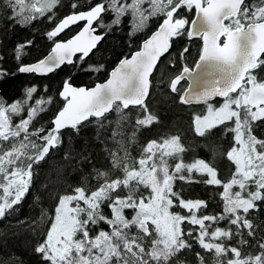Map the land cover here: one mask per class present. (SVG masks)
I'll list each match as a JSON object with an SVG mask.
<instances>
[{
    "label": "snow or ice",
    "instance_id": "snow-or-ice-1",
    "mask_svg": "<svg viewBox=\"0 0 264 264\" xmlns=\"http://www.w3.org/2000/svg\"><path fill=\"white\" fill-rule=\"evenodd\" d=\"M86 3L87 7L72 3L74 11L56 23L54 17L61 0H3L21 26L37 19L54 23L47 32L50 39L78 21L87 22L74 38L55 42L45 59L30 65L19 64V73H51L65 63L73 64L76 53L81 54L78 59L83 61L103 39L94 23L101 30H110L127 19L133 32L144 31L152 20H158L159 24L143 42L142 49L121 60L105 83L86 89L72 87L65 81L60 96L66 104L49 122H41V118L46 111L43 105L52 103L51 100L36 99L35 106L28 105L37 91L35 87L27 89L25 100L5 104L0 99V189L4 193L0 197V217L29 191L33 166L62 143L63 130L70 128L78 133L79 126L90 118L105 128L108 114H117L111 132L117 150H109V155L113 167H121V161L129 155L123 142L124 123L129 122L124 110L137 105L145 113L136 118L129 140H135L140 128L158 122L145 104L150 94V76L168 52L172 38L185 34L183 30L189 21L179 15L180 10H194L198 19L190 22L192 30L186 34L189 38H202L196 67L206 84L199 90L190 89L179 98L185 104L191 99L207 102L222 98L221 106L209 105L207 115L194 117V130L204 136L207 130L231 122L226 131L233 135V146L226 158L234 165L232 175L222 180L217 170L203 159L190 165L180 159L173 168L169 160L179 159L184 151L180 137L151 140L142 148L138 159L123 164L122 177L107 179L108 173L97 171V178L103 182L94 190L76 187L71 194L61 196L46 238L36 251L47 264H172L181 252L192 247L186 237H191L193 232H185L182 227L189 223L199 226L195 239L203 249L214 252L218 261L231 254V258L220 264H264V242H257L259 254L247 256L242 255L240 247H228L222 242L239 238L241 246L247 245L245 232L255 239L256 226L249 213L258 211L257 202L264 201V139L258 138L253 129L258 122L264 123V80L256 75L257 69L264 68V0L251 3L246 0H95L94 3L86 0ZM81 8L84 10H78ZM105 14L110 19L105 20ZM24 47L16 49L18 61ZM187 51L185 48L184 52ZM11 74L0 68V77ZM184 74L190 75V69L183 67L182 73L170 80L168 88L172 93L178 92ZM185 170L206 176L204 183L222 188L224 203L220 214L199 216L197 213L206 203L185 201L174 191V180L186 179L177 174ZM174 207L186 210L188 215L170 211ZM221 221H227L228 227L217 226L209 232L213 224ZM206 237L221 242H209ZM196 255L200 264H205L204 257Z\"/></svg>",
    "mask_w": 264,
    "mask_h": 264
},
{
    "label": "trees",
    "instance_id": "trees-1",
    "mask_svg": "<svg viewBox=\"0 0 264 264\" xmlns=\"http://www.w3.org/2000/svg\"><path fill=\"white\" fill-rule=\"evenodd\" d=\"M3 2V0H1ZM251 3L252 0H246ZM1 3V2H0ZM10 14L8 10L0 8V42L3 51L4 67L11 75H5L0 80V93L4 100L11 101L18 97L20 92L25 89L24 85L30 82L27 77L14 73L15 45L29 42L32 39L31 46L40 48L38 34H31L27 30H15L7 24ZM126 36L119 32L110 40H106L93 57V63L99 67L108 64L114 58L122 54L127 45ZM192 48V46H191ZM36 53L37 50L32 49ZM31 51V52H32ZM98 69L95 68V72ZM161 75H157L146 101L148 110L158 118L150 127H143L137 130L134 141L129 140L133 124L138 116H142L139 108H130L124 111L129 122L124 123L123 142L127 146L128 157L121 161L120 168H114L109 150L116 151L117 146L111 139V132L115 128L116 119L112 113L108 114V120L105 121V128H101L96 120L90 119L87 123L79 126V132L67 131L62 135V143L51 150L48 156L38 165L33 166L32 181L29 191L24 195L18 204L13 205L11 209L6 210L5 215L0 217V264H47L41 254L36 251L37 246L42 243L50 228L55 208L58 200L65 194H71L76 187H85L94 190L99 183L103 181L97 178V171L108 173L107 179L122 177V167L124 163L131 164L141 155L142 148L151 140L162 141L164 138L179 136L186 151H191L192 156L182 158L185 165L192 164L197 159H203L210 166L214 167L219 178L228 180L234 171V165L227 160L226 153L233 145V135L226 131L229 127L220 125L208 131V136L197 137L194 135L192 127L193 113L201 106L187 108L180 102V94L169 91L166 81L167 77L163 73L171 71L166 68H160ZM95 72L86 73L81 76L71 78L74 84H88L90 82L100 81L104 76L96 75ZM171 73V72H170ZM256 75L259 80H264V68L257 69ZM162 76V77H161ZM165 77V78H164ZM56 85L59 75L50 78ZM193 108V113L190 109ZM192 110V109H191ZM44 121H47V114H43ZM49 120V119H48ZM254 134L258 138L264 139V123L253 125ZM123 156V152H120ZM178 159V160H179ZM215 162V164H214ZM171 171V170H170ZM183 171L177 174V177L183 175L186 179H175L173 182L174 191L178 192L185 200H200L206 203L197 215H218L223 211V200L221 197L222 188L215 185H208L203 181L207 178L201 174L195 173L191 177L190 173ZM223 173L227 176L223 177ZM189 177H188V176ZM191 179V182L189 179ZM236 190V189H234ZM3 189H0V197H3ZM13 197H9L12 199ZM2 202V200H0ZM259 210H253L249 213L255 227V239L247 236L244 238L249 241L247 245L241 246L238 243L239 238L231 241L223 240L228 247H240L243 256L259 254L261 249L257 242H264V201H258ZM104 211L108 209L105 206ZM172 212L188 215L187 211L174 207ZM210 222L206 221V224ZM227 228V221H221L219 224H213L209 232L215 227ZM185 232L191 230L193 235L186 237L192 247L186 249L174 258L172 264H200L199 257H204L205 264H220L231 258V254L221 257L217 260L214 252L203 249L195 237L199 234V226L189 223L182 225ZM234 227V226H233ZM209 242L218 243L219 240L212 241L210 237L205 238Z\"/></svg>",
    "mask_w": 264,
    "mask_h": 264
},
{
    "label": "flooded vegetation",
    "instance_id": "flooded-vegetation-1",
    "mask_svg": "<svg viewBox=\"0 0 264 264\" xmlns=\"http://www.w3.org/2000/svg\"><path fill=\"white\" fill-rule=\"evenodd\" d=\"M0 8H3V2L0 0ZM94 3L95 0H92ZM72 3H79L83 5L84 7H87L86 0H61V6L59 7L58 11L55 14V22L58 23L60 19L63 17L71 14L74 10L71 8ZM6 6H4L5 9ZM10 16L8 18L7 24L10 25L15 30H27V32H30L31 34H38V39L40 40V48H35L31 46L32 39L29 42H24L22 44H16L15 45V51L13 60L16 63L14 66V73L23 75L30 79V82H28L26 85H24L25 89L20 92L18 97L14 100L7 101L3 99L2 94L0 93V99H2L5 104H11L16 101H22L26 99V92L27 89L35 87L36 93L33 94V99L28 101V105L35 106V100L36 99H43L45 101L51 100L52 103L48 104L46 103L43 105V107L46 109L45 113L47 114L48 118L46 122L51 121L53 116L57 113L58 110H60L65 101L60 96V92L62 90V87L65 83V81L69 82L74 87H91L94 84L98 82L104 81L107 76L109 75V72L117 65L118 62H120L122 59L129 58L134 52L138 51L141 47V44L144 40H146L154 31L157 30L159 21L158 20H152L149 22V29L142 32H133L129 26V23L127 19L125 20V23L121 24L118 27H114L112 29H99L97 25L94 23L93 27L97 28V34H102L103 39L97 44L96 48L89 54L87 58H85L83 61H80L78 57L81 55L80 53H76V55L73 57L74 63L69 65L65 63L64 65H61L60 68L54 70L53 72L47 74V75H36L35 73H19L17 71L19 64L29 65L32 63H35L41 59H43L45 56H47L52 48L55 46V42H66L72 38H74L80 31L83 30L85 26V21H78L75 24L70 25L68 28H66L63 32H61L57 37L55 38H49L47 36V32L52 30L54 27V23L49 22L47 19H37L33 21L32 23L28 24L27 26H21L15 22V20L12 18L11 10L8 9ZM78 10H84V8L78 9ZM180 16L185 17L189 24L185 26L184 35L174 37L171 40V46L158 61L156 68L154 69L150 81H151V87L152 88L153 82L156 81V76L161 73V70H159L161 67L171 70V74L173 78L180 74L182 72L183 67H187L189 69H193L195 66L197 60L199 59V54L202 50V39L201 37H193L189 38L187 36V31H189L190 22L193 20L195 16V11H186L185 9H181L179 12ZM105 20L110 19V17L105 14L104 17ZM119 32L124 33L127 39V45L125 47V50L122 54L114 58L111 62H109L107 65L103 64L102 67H99L96 65V63H93V57H95V54L98 52L99 48L106 42V40H110L113 38V36L119 34ZM1 39V37H0ZM223 41V38H221ZM25 45V47L22 50V55L20 60L18 61L16 59V49L21 46ZM192 46V48H191ZM187 48L188 51L184 52V49ZM32 49L37 50L36 53L32 51ZM32 51V52H31ZM4 60H3V51L1 47L0 42V68L4 67ZM95 68L98 70L95 72ZM90 72H95L96 75L104 76L100 81L97 82H90L86 85L84 84H74L71 80L73 76H81L86 73L90 74ZM59 75V80L56 85L54 81H51L50 78L53 76ZM2 77H0V80ZM187 86V81L183 79L181 83L178 85V92H180V96L184 89ZM169 89V88H168ZM149 97V95H148ZM148 99V98H147ZM147 101V100H146ZM220 100H214L209 103H215L219 102ZM146 103V102H145ZM206 105V104H205ZM199 106V105H198ZM203 106V105H201ZM141 108V107H140ZM130 109V108H129ZM128 110V109H127ZM126 111V110H124ZM45 113H43L45 115ZM42 114L41 122L44 121ZM16 119V118H14ZM49 119V120H48ZM94 119L95 118H90ZM89 119V121H90ZM88 121L84 122L87 123ZM82 123V124H84ZM81 124V125H82ZM80 125V126H81ZM47 126V125H46ZM67 131H74L72 129H65L63 130V133H66ZM55 149V148H53ZM53 149H50L53 150Z\"/></svg>",
    "mask_w": 264,
    "mask_h": 264
},
{
    "label": "water",
    "instance_id": "water-1",
    "mask_svg": "<svg viewBox=\"0 0 264 264\" xmlns=\"http://www.w3.org/2000/svg\"><path fill=\"white\" fill-rule=\"evenodd\" d=\"M196 19H198V17L196 16V14H195V16H194V18H193V20H196ZM86 22V21H85ZM87 25V22L85 23V26ZM84 26V27H85ZM84 29V28H83ZM189 30H192V25L190 24V26H189ZM155 32V31H154ZM153 32V33H154ZM152 33V34H153ZM151 34V35H152ZM150 35V36H151ZM150 36L148 37V38H150ZM193 37H199V36H193ZM192 37V38H193ZM147 38V39H148ZM221 38H223V37H221ZM146 39V40H147ZM202 39V38H201ZM223 40H224V38H223ZM145 41V40H144ZM143 41V42H144ZM100 42V41H99ZM98 42V43H99ZM143 42H142V44H141V47H140V49L139 50H141L142 49V45H143ZM97 43V44H98ZM202 43H203V41H202ZM95 49V48H94ZM93 49V50H94ZM92 50V51H93ZM135 53V52H134ZM133 53V54H134ZM51 54V52L48 54V55H50ZM47 55V56H48ZM47 56H45L43 59H45ZM131 57V56H130ZM129 57V58H130ZM123 60V59H122ZM38 62V61H37ZM199 62V59L197 60V62H196V64ZM36 63V62H35ZM119 63L120 62H118L117 63V65L112 69V70H114L116 67H118V65H119ZM32 64H34V63H32ZM196 64H195V66L193 67V69H190V75L189 74H184V79L187 81V86H186V88L184 89V91L182 92V94L181 95H183L185 92H189V90L191 89V90H199L200 88H202L205 84H206V82L205 81H202L201 79H200V76H199V73H200V69H198L197 67H196ZM30 65V64H29ZM111 70V71H112ZM111 71L109 72V75L107 76V78L104 80V81H102V82H98V83H96V84H99V83H105L109 78H110V73H111ZM182 73V72H181ZM180 73V74H181ZM36 75H47V74H49V73H47V74H38V73H35ZM150 78H151V76H150ZM198 81H199V84H198ZM96 84H94L93 86H91V87H84V86H81V87H83V88H86V89H91V88H93V87H95V85ZM64 86V85H63ZM72 86V85H71ZM72 87H74V86H72ZM81 87H75V88H81ZM63 91V87H62V90H61V92ZM60 92V93H61ZM147 98H148V96L145 98V102H146V100H147ZM214 100H222V98H220V97H216V98H213V99H210L209 101H207V102H204V101H197L196 99H191L190 100V102L189 103H187V104H185V103H183L184 105H186V106H198V105H204V104H206V103H208V102H211V101H214ZM66 104V101H65V103H64V105ZM63 105V106H64ZM137 107H140V106H137V105H133V106H130L129 108H137ZM128 108V109H129ZM62 109V108H61ZM125 110H127V109H125ZM86 122V121H85ZM84 123V122H83Z\"/></svg>",
    "mask_w": 264,
    "mask_h": 264
},
{
    "label": "rangeland",
    "instance_id": "rangeland-1",
    "mask_svg": "<svg viewBox=\"0 0 264 264\" xmlns=\"http://www.w3.org/2000/svg\"><path fill=\"white\" fill-rule=\"evenodd\" d=\"M149 27H150V25L145 29V33L147 32L146 30H148L149 29ZM124 34V33H123ZM170 72H172V71H169V72H167V73H169V74H167V76H166V74H164L163 73V76H165V77H167L166 79H167V81H166V85H167V87H168V84H169V82H170V80L173 78V76H172V74L170 73ZM103 73V72H102ZM101 73V74H102ZM100 74V75H101ZM161 75V73L159 74V76ZM162 77V76H161ZM164 77V78H165ZM156 79V81H158L157 80V77L155 78ZM155 81V82H156ZM170 91V90H169ZM177 93H179L180 94V92H177ZM222 102H223V100H220L219 102H215V103H209V104H206V105H203V106H201L200 108H199V110L197 111V109L195 110V112L193 113V108H191L190 109V111L193 113V117H192V127H193V130H194V117H196V116H200V117H203V116H205V115H207L208 114V108H209V105H211L213 108H218L219 106H221V104H222ZM186 106V105H185ZM187 108H189V107H194V106H186ZM148 109V108H147ZM139 112H141V115H144L145 113H144V110L142 109V108H139ZM148 112L150 113V114H152L149 110H148ZM112 115L114 116V117H117V114L115 113V112H112ZM153 115V114H152ZM154 116V115H153ZM228 126H231V122H229V124H227ZM208 131L209 130H207L206 131V133H205V135L204 136H200V135H198L196 132H195V130H194V135L195 136H197V137H206V135L208 136ZM180 141H181V138H180ZM181 144H183L182 143V141H181ZM183 146V145H182ZM233 146V145H232ZM231 146V147H232ZM184 148V147H183ZM192 154V152L191 151H186V149L184 148V151H183V153H181V154H179V156L181 155V157L182 158H184V156H185V154H186V157H189V155H191L190 153ZM191 157H194V155L192 156L191 155ZM181 158V159H182ZM180 160V159H179ZM179 160L178 159H170L169 160V164L174 168V164L175 163H177V162H179ZM214 164H215V162H214ZM170 170H172L171 168H170ZM186 173H188V172H186ZM195 173V175L196 176H198V174L199 173H197V172H192V173H190V176L191 177H195V176H192L193 174ZM188 176V175H187ZM225 176H227L226 175V173H223V177H225ZM189 177V176H188ZM54 214H55V212H54ZM54 214H53V218H52V221L54 220ZM50 229V228H49ZM49 231V230H48Z\"/></svg>",
    "mask_w": 264,
    "mask_h": 264
}]
</instances>
